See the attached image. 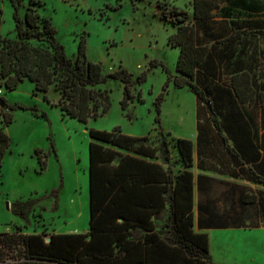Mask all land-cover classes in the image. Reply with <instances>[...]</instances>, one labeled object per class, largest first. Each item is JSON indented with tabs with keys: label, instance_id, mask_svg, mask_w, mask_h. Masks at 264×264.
<instances>
[{
	"label": "trees",
	"instance_id": "obj_1",
	"mask_svg": "<svg viewBox=\"0 0 264 264\" xmlns=\"http://www.w3.org/2000/svg\"><path fill=\"white\" fill-rule=\"evenodd\" d=\"M15 10L17 39L0 34V79L7 91H15L28 80L35 86V95H44V100L59 108L64 118L77 120L87 125L91 119L104 116L111 108L110 91L98 89L109 81L124 85L121 102L123 110L134 100L132 88L146 82L147 70L136 81L133 75L120 67L106 73L103 63L87 58V39L80 38L77 53L68 57L65 47L57 40V30L52 21L42 17L34 7L40 1L30 0L24 18L19 16L23 0H9ZM194 22L188 15L174 8L164 13L167 22L176 29L169 36L168 44L180 50L173 75L163 62L152 61L150 68L161 66L168 75L164 90L171 82L178 89H188L204 111H208L219 134H223L225 123L221 121L222 110L214 102L217 90L233 89L234 96L242 105L260 104L264 115V81H254L253 72L244 68L243 60L226 76L229 82L202 85L201 70L206 69L217 79L222 74L221 61L236 58L234 49L226 46L218 49L204 43L208 35L205 28L199 35V25L219 23L226 25L240 15L261 16L264 19V0H192ZM1 13V10H0ZM220 16V21L217 19ZM263 26L244 35L264 33ZM1 27V22H0ZM227 27H223V31ZM264 35V34H263ZM234 55V56H233ZM234 60V59H233ZM232 61V59H229ZM227 80L229 77H225ZM221 81V79H220ZM54 90L59 96L56 103L47 94ZM141 98L139 97V101ZM163 95L157 100L160 114ZM0 170L10 148V137L6 128L13 123L10 111L25 109L21 104L9 105L0 97ZM37 118L47 119L45 112L36 108ZM156 123H160L159 117ZM264 130V118L262 120ZM161 145L149 144V137H133L117 127L112 131L89 130V232L72 234L23 233L17 228L14 233H0V263L13 260V264H214L210 255V242L206 233L195 231L193 173V142L187 139H172L178 151L182 170L172 168L171 141L160 130ZM50 147L56 153L50 139ZM233 152V149H230ZM41 170L47 167V155L36 151ZM164 166H168L167 169ZM250 180L264 186V175L252 170ZM58 191L53 195L58 200ZM35 201L16 202L12 211L25 221L34 210ZM244 204H258L264 212V198L247 195ZM167 220L159 228L158 221ZM57 211L58 205L54 206ZM201 223V222H200ZM214 225L207 224V227ZM206 226L205 223L200 224ZM49 238V242L46 238Z\"/></svg>",
	"mask_w": 264,
	"mask_h": 264
},
{
	"label": "rangeland",
	"instance_id": "obj_2",
	"mask_svg": "<svg viewBox=\"0 0 264 264\" xmlns=\"http://www.w3.org/2000/svg\"><path fill=\"white\" fill-rule=\"evenodd\" d=\"M37 1L40 4L34 7L42 17L52 21L57 30V40L65 47L68 57L75 56L80 38L85 36L87 58L92 62L103 63L106 73L122 67L136 81L150 70L146 82L132 88L134 100L126 110L121 106L124 96V85L121 82L109 81L98 86V89L110 91L111 108L104 116L91 119L87 125L64 118L59 108L44 100L43 94L35 95V86L30 81H24L15 91L9 92L1 86L0 79V97L5 98L9 105L21 104L25 107L10 111L13 123L8 126L6 133L11 145L4 159L0 181V233L11 225L21 226L22 232L29 234H50L74 229L84 232L89 229L90 221V129L112 131L119 127L127 135L148 136L149 144L158 147L162 141L158 129L161 128L166 139L171 141L172 167L175 173L182 170L179 155L173 147V137L166 135V131L177 137H193L196 126L195 96L188 89L176 88L173 82L164 90L168 79L166 72L161 66L149 68L152 61L163 62L175 75L180 50L168 44L169 36L176 29L166 21L164 13L176 8L188 15V21L194 22L192 0ZM29 2L22 1L19 10L21 18L25 17ZM0 10V34L17 39L15 10L11 2L0 0ZM215 20L220 21V16ZM257 20L264 19L261 16L240 15L228 20L226 25H199V35L204 34L205 28L208 30V35L203 37L204 43L210 46L215 44L220 50L226 46L235 50L236 58L228 56L221 61L222 74L241 69L238 61L242 59L244 68L254 73V81H264V33L243 34H252V30L263 26ZM224 26L227 27L225 31ZM161 95L163 101L158 114L156 103ZM47 97L54 103L59 99L53 89ZM0 106L3 107L1 102ZM35 108L45 112L47 119L35 117ZM157 117L160 119L159 124L156 123ZM50 139L56 153L52 152ZM37 150L48 156L47 167L43 171L38 163ZM55 191L59 192V200L53 195ZM35 200L38 203L28 222L12 211V204L18 201ZM56 202L57 205L60 203V211L54 209ZM202 208L204 206L200 204V216H203ZM259 209L258 204L252 205V220ZM168 212L169 209H166L164 218L157 223L159 228L167 220ZM78 214H81L80 217ZM256 220L257 217L253 222ZM205 224L207 226V221ZM245 246L249 248L250 245ZM248 252L252 253L254 259L252 264H264V227L252 230V249ZM13 263V260H8L0 264Z\"/></svg>",
	"mask_w": 264,
	"mask_h": 264
},
{
	"label": "crops",
	"instance_id": "obj_3",
	"mask_svg": "<svg viewBox=\"0 0 264 264\" xmlns=\"http://www.w3.org/2000/svg\"><path fill=\"white\" fill-rule=\"evenodd\" d=\"M175 75H177L176 69ZM225 77H229L228 80ZM230 77L218 74L215 79L206 69H203L199 82L202 85L211 86L212 84V87H216L217 84L224 86L222 83L229 82ZM225 88L226 90L218 88L217 99L219 100L214 102L223 113L221 121L226 125L223 134L218 133L209 112L198 105L194 95L196 126L193 137L189 139L177 137L167 131L166 135L173 139H192L193 167L189 170L193 173L194 228L196 232L208 235L212 262L214 264H252L254 262L252 250L248 252L252 249V230L264 227V212L259 206L257 220L253 222L256 217L252 220V204H244V199L252 194L264 197V186L250 180L252 170L264 175V130L261 126L264 115L260 104L253 107L242 105L234 96L233 89L229 86ZM129 136L139 137L134 134ZM230 149H233V152H230ZM164 168L167 169L168 166ZM200 204L204 206L203 216L199 214ZM58 207L60 211V203ZM80 215L78 214V217ZM205 221L207 224L211 221L215 222H212L214 225L201 227L200 224ZM19 227L21 226H8L2 233H14ZM87 232L89 229L84 232L74 229L66 232L54 231L50 234ZM246 244L250 245L249 248H246Z\"/></svg>",
	"mask_w": 264,
	"mask_h": 264
},
{
	"label": "water",
	"instance_id": "obj_4",
	"mask_svg": "<svg viewBox=\"0 0 264 264\" xmlns=\"http://www.w3.org/2000/svg\"><path fill=\"white\" fill-rule=\"evenodd\" d=\"M8 208H9V206H8Z\"/></svg>",
	"mask_w": 264,
	"mask_h": 264
}]
</instances>
